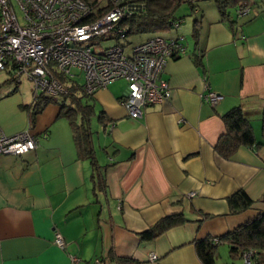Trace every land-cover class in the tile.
I'll list each match as a JSON object with an SVG mask.
<instances>
[{
    "label": "crops",
    "instance_id": "obj_1",
    "mask_svg": "<svg viewBox=\"0 0 264 264\" xmlns=\"http://www.w3.org/2000/svg\"><path fill=\"white\" fill-rule=\"evenodd\" d=\"M245 2L247 12L232 4L225 18L214 0L195 2L192 39L179 33L186 52L164 66L170 95L142 116H128L120 103L126 87L116 80L94 92V109L104 114L90 119L99 128H90L95 164L78 153L59 104H45L30 121L34 91L11 82L0 90V128L28 129L38 140L23 154L0 155V264H71V255L76 264H201L196 238L222 235L264 209L261 200L239 213L228 204L239 188L254 199L264 194V0ZM206 86L222 96L213 105L202 97ZM237 105L262 144L224 157L215 149L222 115ZM176 213L186 220L140 237Z\"/></svg>",
    "mask_w": 264,
    "mask_h": 264
},
{
    "label": "built area",
    "instance_id": "obj_2",
    "mask_svg": "<svg viewBox=\"0 0 264 264\" xmlns=\"http://www.w3.org/2000/svg\"><path fill=\"white\" fill-rule=\"evenodd\" d=\"M14 1L16 6L12 0H0V70L11 71L18 81L26 77L35 90L50 94L65 91L53 69L66 76H73L74 69L82 71L83 89L88 94L124 78L126 88L120 103L130 117L142 116L147 105L169 97L164 66L169 57L186 52L182 35L168 39L159 35L149 37L135 45L128 55L120 43L100 51L93 48L92 38L113 32L119 20L139 8L135 4L127 0H100L101 4L109 2L110 7L95 14L96 6L86 0ZM247 11L246 6L239 14ZM179 23L174 22L173 26L178 27ZM121 32L122 27H119L115 33ZM202 97L213 105L222 96L206 86ZM37 145L36 136L28 129L6 134L0 128V155H20ZM55 243L64 246L61 234H57ZM251 256L252 251H247L243 255L244 262L251 263ZM149 259L156 260L157 255L150 253ZM76 262L78 257L71 255L70 263Z\"/></svg>",
    "mask_w": 264,
    "mask_h": 264
},
{
    "label": "trees",
    "instance_id": "obj_3",
    "mask_svg": "<svg viewBox=\"0 0 264 264\" xmlns=\"http://www.w3.org/2000/svg\"><path fill=\"white\" fill-rule=\"evenodd\" d=\"M87 2L95 5L99 0H86ZM131 4L139 7L130 16L123 17L116 26L113 27V32H109L107 37L120 38L128 35H134L142 32H156L161 30L170 29L174 22L182 21V17L175 14L176 9L183 3L189 5L194 11L198 0H127ZM220 11L221 18L228 16L227 6H236V13L246 7L245 0H214ZM96 6V13L101 14L110 7L109 2L98 4ZM198 19L196 18L193 24L192 36H197ZM179 23V24H180ZM122 27L121 33H115L116 29ZM105 36V35H104ZM179 35L172 37L177 38ZM184 45L183 38L181 40ZM122 45V44H121ZM181 54H175L178 56ZM201 55V54H199ZM172 56V57H174ZM200 57V56H199ZM198 56L196 60L199 61ZM8 71L12 80L18 83L17 77ZM53 74L56 76L60 84L64 87L65 91L57 92L55 95H60L59 99V112L58 116L65 117L71 127L72 136L76 145L77 151L80 155L90 159L95 164L96 158L92 148L90 129V119L92 115L97 114L98 120L103 121L104 114L101 110H95L92 103V95L88 94L83 89V84L80 85L81 93L78 95L75 91L76 85H65L62 80L65 75L53 69ZM44 90L34 89V98L31 104H28V114L30 121H33L34 115L38 113L42 107L53 102V98ZM85 98V99H84ZM85 100V101H84ZM79 115L81 117H79ZM262 134H264V113H262ZM222 120L225 126L224 132L219 136L215 149L224 157H230L231 154L240 146H259V142L252 130L250 121L245 117L242 108L237 105L226 111L222 115ZM256 200L264 202V194L257 199L251 198L248 193L239 188L228 197V204L230 212L239 213L251 207ZM186 220L182 213L166 215L154 224L140 232V237L143 240H151L160 235L167 229L179 225ZM228 245L230 255H237L243 257L247 251H252L251 263L244 264H264V209H261L257 214L248 219L247 221L237 225L236 227L228 230L226 233L219 236H205L196 238L194 248L200 259L201 264H216L218 256L217 248L220 243Z\"/></svg>",
    "mask_w": 264,
    "mask_h": 264
},
{
    "label": "rangeland",
    "instance_id": "obj_4",
    "mask_svg": "<svg viewBox=\"0 0 264 264\" xmlns=\"http://www.w3.org/2000/svg\"><path fill=\"white\" fill-rule=\"evenodd\" d=\"M16 12H17L18 17L20 18L21 17L20 11L17 10ZM175 14L178 17L183 18L181 23L179 24L180 28L172 27V28L167 29V30H161V31H156V32H142V33H137L134 35H128V36L120 37V38L107 37V34H105V36L101 35L99 37L92 38L93 39L92 41L95 43L93 45V48L96 51H100L105 47H108V46L113 45L115 43H120L123 45L124 53L128 55V54H130V52L132 51V48L135 45H137L138 43L144 41L145 39H147L151 36L159 35V36H162V37L168 39V38H172V37L179 35V33L181 31H183L184 29H186L188 39L191 40L192 37H191V34L189 32V29L191 28V23H192V20L195 16L194 11L189 7V5L183 3L176 9ZM19 20L21 21V18ZM73 72H74L73 76H66L65 75L63 77L65 79L62 80V82L65 85L75 84L76 85L75 91L78 95H80V93H81L80 85H82L84 82V74L82 71H80L78 69H74ZM6 74L7 73L5 70L4 71L0 70V90L3 91L4 88L6 86H8V84L11 82L13 85H15V84L18 86L20 85L19 90L21 89L25 93H28V92L30 93L31 92L30 89H32L34 91L33 84L31 83V81L26 79V77H21L20 81L18 83H15V81H13V80L7 82L4 80ZM116 84L118 85V87L121 91L126 87V81L124 78L117 79ZM13 90H15L14 87H13L12 91ZM51 97L54 100H53V102L50 101L49 103L55 104L56 107H58L59 99L61 96L54 94V95H51ZM79 117H81V116L79 115ZM91 127L95 130H97V129L99 130L98 123H97V121H95V118H93L91 121ZM93 135H96V133L94 132ZM94 139H96L95 136H94ZM96 150L98 151V149H96ZM228 250H229L228 245L226 243L222 242L218 245V250H217L218 256L216 259V264H244V260L241 259V257H239L237 255L229 256Z\"/></svg>",
    "mask_w": 264,
    "mask_h": 264
},
{
    "label": "clouds",
    "instance_id": "obj_5",
    "mask_svg": "<svg viewBox=\"0 0 264 264\" xmlns=\"http://www.w3.org/2000/svg\"><path fill=\"white\" fill-rule=\"evenodd\" d=\"M155 36V35H154ZM152 37V36H151Z\"/></svg>",
    "mask_w": 264,
    "mask_h": 264
}]
</instances>
